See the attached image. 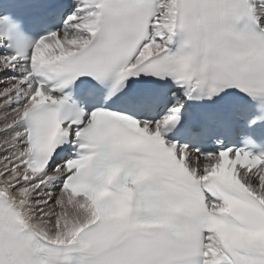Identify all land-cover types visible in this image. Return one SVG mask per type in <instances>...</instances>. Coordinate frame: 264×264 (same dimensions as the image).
<instances>
[{
	"label": "snow or ice",
	"instance_id": "obj_1",
	"mask_svg": "<svg viewBox=\"0 0 264 264\" xmlns=\"http://www.w3.org/2000/svg\"><path fill=\"white\" fill-rule=\"evenodd\" d=\"M0 6V264H264V0Z\"/></svg>",
	"mask_w": 264,
	"mask_h": 264
}]
</instances>
